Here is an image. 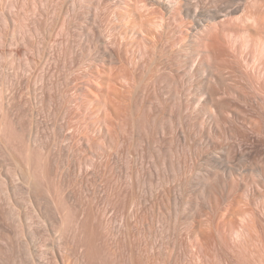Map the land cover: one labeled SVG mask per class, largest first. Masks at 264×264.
<instances>
[{"label": "rangeland", "instance_id": "374dc122", "mask_svg": "<svg viewBox=\"0 0 264 264\" xmlns=\"http://www.w3.org/2000/svg\"><path fill=\"white\" fill-rule=\"evenodd\" d=\"M263 19L0 0V264H264Z\"/></svg>", "mask_w": 264, "mask_h": 264}, {"label": "bare ground", "instance_id": "6f19581e", "mask_svg": "<svg viewBox=\"0 0 264 264\" xmlns=\"http://www.w3.org/2000/svg\"><path fill=\"white\" fill-rule=\"evenodd\" d=\"M170 7H171V6H170ZM237 8H238V7H237ZM236 11H237V9H236ZM217 12H218V11H217ZM226 13H227V12H226ZM230 13H231V12H230ZM199 14H200V13H199ZM219 14H221V16H223L222 13H219ZM219 14H214V15L211 16L212 19H214L213 21H217V20H215V19H218L219 17H221ZM228 14H229V13H228ZM142 15H145V14H142ZM197 15H198V13H197ZM197 15H195V17H196ZM202 15H203V13H201L200 16H202ZM206 15H207V14H206ZM210 15H211V14H210ZM225 15H226V14H225ZM225 15H224V16H225ZM230 15H231V14H230ZM149 16H150V15H149ZM208 16H209V15H208ZM208 16H207V17H208ZM141 17H143V16H141ZM198 17H199V16H198ZM198 17H197V19H198ZM207 17H205V18H207ZM201 18H202V17H201ZM203 18H204V16H203ZM197 19H196V20H197ZM208 19H209V18H208ZM220 19H221V18H220ZM222 19H223V18H222ZM148 20H149V19H148ZM202 20H203V19H202ZM218 20H219V19H218ZM200 21H201V20H200ZM213 21H211V22H213ZM219 21H220V20H219ZM261 21H262V20H261ZM263 21H264V19H263ZM145 22H146V21H145ZM195 22H196V21H195ZM204 22H206L205 19H204ZM204 22H202V24H203ZM206 23H207V22H206ZM208 23H210L209 20H208ZM214 23H215V22H214ZM259 23H260V22H259ZM262 23H263V22H262ZM136 24H137V23H136ZM196 24H197V23H196ZM139 25H140V23L138 24V27H139ZM141 25L143 26V24H141ZM200 25H201V24H200ZM204 25H206V24H204ZM204 25L199 26V23H198L197 26L202 27V26H204ZM209 25H210V24H209ZM209 25H208V26H209ZM211 25H212V24H211ZM258 25H260V24H258ZM144 26H145V25H144ZM144 26H143V27H144ZM263 26H264V24H263ZM206 27H207V26H206ZM206 27H205V29H206ZM140 28H141V27H140ZM202 28H203V27H202ZM199 29H200V28H199ZM199 29L197 30L198 32H199ZM135 30H136V29H135ZM139 30H140V29H139ZM139 30H137V31H139ZM155 30H156V29H155ZM203 30H204V28H203ZM206 30H207V29H206ZM206 30H205V32H206ZM145 31H146V30H145ZM194 31H196V30H194ZM197 31H196V32H197ZM133 32H134V31H133ZM143 32H144V31H143ZM143 32H142V33H143ZM161 32H162V31H161ZM201 32H203L202 29H200V33H201ZM194 33H195V32H194ZM194 33H193V34H194ZM262 33H264V32H262ZM262 33H261V34H262ZM146 34H148V33H146ZM150 34H151V32H150L148 35H150ZM160 34H161V33H159V35H160ZM162 34H163V33H162ZM209 34H210V33H209ZM141 35L144 36V34H141ZM151 35H152V34H151ZM154 35H155V34H154ZM157 35H158V34H157ZM201 35H202V34H201ZM262 35H264V34H262ZM150 37H151V36H150ZM155 37H156V36H155ZM155 37H153V38H155ZM199 37H200V36H199ZM203 37H204V35H203ZM203 37H202V38H203ZM139 38H140V37H139ZM262 38H263V37H262ZM151 40H152V39H151ZM261 40H263V42H259V44H260V43H261V44H260V47H258V48L260 49V54L264 55V39H261ZM155 41H156V40H155ZM160 41H161V40H160ZM156 43H157V41H156ZM125 45H126V44H125ZM256 47H257V46H256ZM124 48H125V47H124ZM127 48H128V47H127ZM156 49H157V48H156ZM259 49H258V50H259ZM123 53H124V52H123ZM256 54H257V53H256ZM162 56H163V55H162ZM258 57H259V56H258ZM260 58H261V57H260ZM260 58H259L260 61L256 58V59H257V64H258V61H259V63H260L259 66L257 65V68L260 67V66H262V67L264 66V60H263L264 58H261V59H260ZM126 59H127V58H126ZM128 60H129V59H128ZM154 61H155V60H154ZM142 62H143V61H142ZM121 63H122V62H121ZM151 63H152V64H153V63L156 64V62H151ZM136 64H137V63H136ZM157 64H158V63H157ZM157 64H156V65H157ZM121 65H122V64H121ZM142 65H143V64H142ZM153 65H154V64H153ZM153 65H152V66H153ZM118 66H119V65H118ZM144 66H145V65H144ZM119 67H120V66H119ZM154 67H155V66H154ZM154 67H153V68H154ZM116 68H117V67H116ZM116 68H114V69H116ZM145 68H146V67H145ZM150 68H152V67H150ZM150 68L148 67V69H149V72H148V73H150V71H151ZM263 68H264V67H263ZM161 69H162V68H161ZM261 69H262V68H260L261 74H260V73H258V74H260V75L263 76L264 71L261 70ZM112 70H113V69H112ZM121 70H122V69H121ZM156 70H159V69H156ZM145 71H146V70H145ZM155 72H157V71H155ZM158 72H159V71H158ZM158 72H157V73H158ZM100 73H102V72H100ZM111 73H112V72H111ZM100 75H101V74H100ZM156 75H157V74H156ZM260 75H258V76H260ZM101 76H102V75H101ZM154 76H155V75H154ZM112 77H113V75H112ZM260 77H261V76H260ZM260 77H259V78H260ZM109 78H110V77H109ZM113 78H115V74H114V77H113ZM261 78H262V80H263L264 77H261ZM150 79H151V78H150ZM77 80H78V79H77ZM109 80H110V79H109ZM111 80H112V78H111ZM114 80H116V79H114ZM114 80H113V81H114ZM142 81H143V80H142ZM149 81H151V80H149ZM78 82H79V81H78ZM121 82H122V81H121ZM133 82H135V81L133 80ZM113 83H114V82H113ZM153 83H154V82H153ZM120 84H121V83H120ZM262 84H263V86H264V83H263V82H262ZM110 85H112V83H111ZM123 85H124V84H123ZM127 85H128V84H127ZM260 85H261V84H260ZM77 86H78V85H77ZM112 86H113V85H112ZM112 86H111V87H112ZM120 86H122V84H121ZM133 86H134V85H133ZM133 86H132V87H133ZM263 86H261L260 88H262ZM109 87H110V86H109ZM122 87H123V86H122ZM127 87H128V86H127ZM127 87H126V88H127ZM129 88H130V87H129ZM77 89H78V88H77ZM132 89H133V88H132ZM78 90H79V89H78ZM114 90H115V89H113L112 91H114ZM127 90H129V89H126L125 91H127ZM259 90H260V89H259ZM109 91H110V90H109ZM109 91H108V92H109ZM119 91L121 92V90H119ZM123 91H124V90H123ZM114 92H117V89H116V91H114ZM127 92H130V90L127 91ZM262 92H263V91H262ZM262 92H260V93H262ZM263 93H264V92H263ZM261 98H262V97H261ZM262 99H263V98H262ZM262 99H261V100H262ZM259 100H260V99H259ZM263 101H264V100H263ZM260 104H262V103H260ZM262 105H263V104H262ZM262 105H261V106H262ZM263 107H264V106H263ZM263 107H262V108H263ZM260 108H261V107H260ZM263 109H264V108H263ZM259 110H260V109H259ZM262 111H263V110H261L260 112H262ZM257 112H258V111H257ZM257 112H256V113H257ZM262 114L264 115V112H263ZM262 114H260V115L258 116L259 119H258L257 124H256L257 127H255V128H257V134H259L260 136H262V135L264 134V122H263V121H264V117H263ZM255 120H257V119H255ZM263 137H264V136H263ZM60 234H61V233H60ZM59 236H60V235H59ZM129 237H130V236H129ZM57 262H58V261H57ZM63 263H64V262H63Z\"/></svg>", "mask_w": 264, "mask_h": 264}]
</instances>
